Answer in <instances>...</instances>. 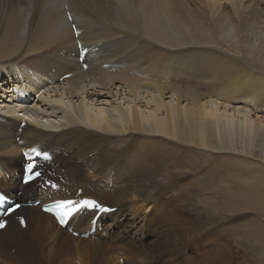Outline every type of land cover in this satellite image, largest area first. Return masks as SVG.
<instances>
[{"label": "bare ground", "instance_id": "6f19581e", "mask_svg": "<svg viewBox=\"0 0 264 264\" xmlns=\"http://www.w3.org/2000/svg\"><path fill=\"white\" fill-rule=\"evenodd\" d=\"M244 1L0 0V119H6L0 120V189L22 202L37 194L46 201L75 198L79 178L82 196L99 199L87 194L93 188L117 194L109 206L118 208L100 217L110 221L94 242L82 236L92 211L70 220L81 228L78 237L49 213L31 214L65 250L68 264H119L120 254L155 259L163 236L184 230L190 240L195 214L205 227L208 212L240 209L263 217L250 239L264 252V8ZM78 39L89 47L88 70ZM29 149L61 160L39 166L61 179L60 191L38 185L42 175L22 184ZM214 156L229 168L219 195L204 189L215 180ZM186 178L192 180L183 186ZM166 197L174 212L159 206ZM27 211L22 206L9 216L0 253L10 256L12 235L4 232L13 228L22 236L24 260L45 264L31 246L42 232L30 220L25 229L15 221ZM105 235L132 250L104 243Z\"/></svg>", "mask_w": 264, "mask_h": 264}, {"label": "rangeland", "instance_id": "374dc122", "mask_svg": "<svg viewBox=\"0 0 264 264\" xmlns=\"http://www.w3.org/2000/svg\"><path fill=\"white\" fill-rule=\"evenodd\" d=\"M178 1H181L182 3L184 1L185 2L191 1V3H199L202 0H178ZM244 3H246V6L250 4V7L252 8L253 7L264 8V0H245ZM201 4L203 3L201 2ZM224 5L227 7L229 3L227 2ZM202 7L203 6H199V5L196 6L197 10L202 9ZM94 136L95 134H91V137H94ZM17 151L13 153L14 154L22 153L21 150H19L20 152L18 151L19 153H17ZM219 159L220 158H217L216 156H214V158H212L209 162V165H211L212 167L213 166L217 167V170L215 172L216 176L212 177L215 180L212 181L210 184L212 188L204 187V189L210 194L219 195L215 190L219 189L221 184H227L228 182H230L228 178L226 177V175L229 172V168L227 167L224 168L225 166L224 164L220 166L218 164L220 161ZM52 162L53 164H56L57 166H61V160H57V161L55 160ZM223 169L225 171H222ZM115 176L118 178V175H115ZM224 176H225V179L221 180L224 178ZM6 178L12 179L10 175H7ZM44 178L45 179L48 178L50 180H52V178H55V181L57 182L61 181V179H59L58 177L50 176L46 178L44 174L42 175L39 181L42 183L43 182L45 183ZM96 178L97 176H88V179L93 182ZM122 179H124V177L121 175L120 181ZM186 179L188 180L183 182L182 184L183 186L188 185V181L192 180V178H186ZM74 180H75L74 189H76L77 187L82 188V186H84V182H82L79 178H78V181L76 180V178H74ZM113 182L114 181L112 180L110 182V185H112ZM38 185H42V184L38 183ZM46 187L50 188L51 186H48L46 184ZM63 189H65V186L63 187ZM87 194L98 197L101 202L108 204V205H114L115 203H117L116 199L113 197V196H116L117 194H114L113 196L112 195L107 196L102 192V190L98 188L90 189ZM35 198L36 200H43V202L46 201V199L44 200L43 197L41 198V195L39 194L35 195ZM19 199L21 201L20 197L17 198V200ZM167 199L168 197L163 198L160 201L159 206L166 204L167 206L170 207L169 209H171L172 212H174L175 211L174 210V207H175L174 200H171V202H169ZM178 200L180 201L182 199L180 198ZM180 204L181 203L179 202L178 205ZM114 207L118 208V205ZM36 210L38 212L42 211L40 209V205L28 206V211L22 212V214H25L27 216V219L30 220L31 222L32 221L31 214ZM162 210L166 211V209L160 208L159 212H163ZM190 213L191 215L195 214L194 211H190ZM160 214L161 213H159V215ZM91 215H92V212H91ZM159 215L158 217L160 218ZM196 216L197 215L195 214L194 215L195 220L194 222L191 223L192 230H191L190 236L188 237V238L191 237L189 241L184 234V230L181 231L182 234L181 232H179L178 236H174V233H173L172 238H170L169 240H167V236H163L160 239V242L159 243L157 242L153 248L152 254H154L155 259L152 257L149 258V256H147L144 253V255L143 254L141 255L142 257L133 256L132 258H129V260H127L123 257V254H120L118 257V263L128 264L129 262V264L130 263L132 264L133 261L137 259L139 261V264L140 263L142 264L143 263L144 264L145 263L146 264H264V255H263L264 252L256 250V248L258 247L257 241H253L250 239L252 234L254 232H257L261 228V225L263 223V217H260L256 212L252 210H248V209H242V210L240 209L235 212H208V215H207L208 225L205 227H202V225L199 224L198 222L199 219ZM108 221L110 220L109 219L104 220L103 228H105L106 223ZM120 222H122V220H120ZM77 228H79L78 232H80L79 230L81 228L80 227H77ZM165 228L167 227L165 226ZM32 229L34 231L40 230L42 232L39 239L35 240V242L31 244V246L39 254H41L40 256L38 255V257L41 258L42 255L44 254L45 264H65V263L68 264V260L65 258V255H66L65 250L63 251L61 245L59 247V245L57 244V240L53 239V236H50V233L45 228L41 229L38 225H36L32 221ZM24 233H25L24 236H26L27 238H30L32 236L31 234H26V232ZM4 234L8 236L12 235L11 240H10V245L8 246V250H7L10 256L9 257L6 256V259H5L4 253H0L1 263L2 264H32L33 263L32 261H29L27 259L24 260V258L22 257V251L20 250L19 242H18V239L22 237L21 234L16 232L13 228L7 229L4 232ZM101 234L103 235L104 232L102 233L98 232L97 236H93L94 238L92 237V241L101 239L102 238ZM73 235L75 237H78L75 234ZM144 235H145V232L143 233V236H142L143 239L145 238ZM105 236L106 237L103 238L104 243L110 246L114 245L115 247L117 246L116 244H118L117 247H120L121 245V248H122L120 249L121 252L123 251L124 247H125L124 250H127V248L128 250H132V247L127 245V243L125 244H119L115 242L112 243V240L107 237L108 235H105ZM149 239L150 240L154 239V236L150 237ZM149 241H147L148 244H149ZM201 259H203V261ZM156 260L157 262H155Z\"/></svg>", "mask_w": 264, "mask_h": 264}, {"label": "snow or ice", "instance_id": "6c2138e0", "mask_svg": "<svg viewBox=\"0 0 264 264\" xmlns=\"http://www.w3.org/2000/svg\"><path fill=\"white\" fill-rule=\"evenodd\" d=\"M35 151V149H33ZM39 155V153H38ZM45 157H47V153H43ZM37 167V164L35 160L30 161L27 163L26 168H25V175H26V180L25 183L28 181L33 180L36 177H39L41 175V172L35 171ZM52 187H56L55 184H52ZM6 199V197L0 196V201ZM56 208L57 209H63V211L58 212V215L61 218V222L63 223L65 221V217H71L72 215L83 211L85 209H97L98 211H104L106 209L103 208V206L99 205L97 201L91 200V199H83L79 201H74V200H61L56 202ZM22 205L16 203L8 206L4 211L5 215H10L14 212L17 211V209L21 208ZM21 222L23 223V217H21ZM6 221L5 220H0V228L5 227Z\"/></svg>", "mask_w": 264, "mask_h": 264}]
</instances>
